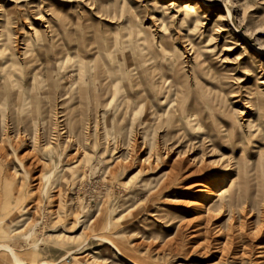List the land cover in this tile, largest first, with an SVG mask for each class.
Segmentation results:
<instances>
[{
  "label": "rangeland",
  "instance_id": "obj_1",
  "mask_svg": "<svg viewBox=\"0 0 264 264\" xmlns=\"http://www.w3.org/2000/svg\"><path fill=\"white\" fill-rule=\"evenodd\" d=\"M189 4L201 19L197 29L181 23ZM48 19L68 46H98L96 58L111 67L142 54L162 61L155 73L179 83L168 100L177 127L163 122L144 134L108 111L93 124L88 99L75 97L77 77H68L93 53L82 60L71 53L60 74L47 48L23 54L24 39L48 31ZM0 29L10 30L14 53H0V242L25 264H264V0H0ZM46 75L51 104L42 108L46 118L31 122L28 98L32 89L39 96ZM70 111L81 123L65 127L60 115ZM216 122L223 132L212 130ZM213 134L220 150L208 156ZM220 153L241 165L248 203L196 209L197 184L218 181L212 160ZM173 165L177 180L146 201ZM0 264H14L7 251Z\"/></svg>",
  "mask_w": 264,
  "mask_h": 264
},
{
  "label": "bare ground",
  "instance_id": "obj_2",
  "mask_svg": "<svg viewBox=\"0 0 264 264\" xmlns=\"http://www.w3.org/2000/svg\"><path fill=\"white\" fill-rule=\"evenodd\" d=\"M206 5L211 7V5L209 4H206ZM226 10H227V17H231V13L229 12V9L226 8ZM182 16L183 18H182L181 23L188 29L189 27H192L193 29H197V27L200 26L201 24V19L194 5L189 4V5L184 6V11H183ZM8 21L9 20L7 19V21H5V24L8 23ZM46 23H47V26H45V28L47 29L49 28L48 31H42L40 29H36L32 32V37H28L24 39L25 48H24L23 54L25 57H29V55H32L33 50H35L36 55L39 56L41 55L42 50L47 48L48 50L47 54H51L54 57H56L54 59L55 63L57 64V68H55V70L60 74L67 68L66 63L70 60V56L72 55L71 53L73 52L75 53L77 60H78V57L85 58L84 55L88 54V52L93 53L89 61L90 63H84L85 61L84 62L76 61L77 63L71 66L72 69L69 71V75H68V77H73V78L74 76L77 77L72 84V86L74 85L75 93H77L75 97L78 99L79 104L82 103L83 97L88 99L89 102L86 103V107L88 109L93 110L95 114V118H93V124L96 125L98 121L96 120V118L98 117L97 114L99 113V111H102V113H104L105 111H108V113L110 112L115 115H118L119 119L117 120V124H121L127 121L130 124L129 129H131L133 123L136 122L137 126L142 127L144 134L148 133V129L151 126L159 125L163 122L166 124L169 123L170 125L179 124L177 123L179 120L178 116L172 117V115H170L171 109H170V105L168 104V100L170 99V96H169L170 91L173 88H175V86L177 87L179 83L176 82L175 75L166 76L163 74V72L155 73L154 70L156 66L161 67V70H162V67L164 65L162 61L157 62L155 59H153V57L142 54L137 58L130 59L129 64H126L124 66L119 64L118 66L111 67L112 64L108 62L106 63L104 60H99L96 58L95 52L98 53V50H99L98 46L95 48L96 51L91 50L89 47L84 49L82 48V45H79V46L75 45L74 47H71L72 45L68 46L69 43L64 41L65 34L63 33L62 28L57 27L55 24L50 25L52 24V22L49 19L46 20ZM245 28H248V23H245ZM47 34H49L48 36L49 39L46 36ZM9 35H11L10 30L0 29V53L2 50H3V53L4 52L8 53L10 51V53H8L7 55H9L10 58H13L14 53L11 51L10 46H9L10 45L9 38H8ZM141 42L142 43L140 44H143L144 39L141 40ZM51 46H55V48H57V51L51 50L49 48ZM72 49L74 51H71ZM81 58L79 60H82ZM198 64L201 70H203L204 61ZM169 66H170L169 71L174 73L172 65L169 64ZM86 69L89 72L87 74H86ZM48 77L51 78V75L50 76L46 75L45 76L46 80L39 82L42 84L44 83V85L40 86L38 97L36 96V93L35 94L33 93L34 89H32L33 94L30 93L29 95L27 103L30 106V113H31L30 121L31 122L36 121V118H35L36 115L37 116L42 115L43 118H46L45 116L47 114L46 113L47 111L46 112L43 111L42 108L48 107V103L49 105L51 104L50 95L52 94L50 92L51 84L47 82ZM185 78H186L185 81L187 83L186 85H188V77L186 76ZM29 85H30V82H29ZM61 91L63 93L60 95V97H63L62 99H64V96L66 97V95L69 94V92L68 91L66 92L65 88H63ZM39 103H41L40 107H39ZM162 105H164L165 107L164 110H162ZM260 107L261 109L263 108V103H261ZM82 113L83 112H79V115L81 116ZM60 118H62L60 123H63L65 127L67 125L75 126L76 123L78 124L81 123L80 120L79 121L75 120L76 115L74 112H71V111L69 113H64L60 115ZM173 127H177V126L174 125ZM212 130L215 132L221 133L222 124L220 122H216L215 125H212ZM113 132H115V128L112 129V133ZM170 134H172V132ZM104 137L106 138L107 136H104ZM216 137L217 136L214 134L211 136V139H212L210 141L211 148L208 150V153H209L208 156H211L213 154V151L220 150L218 148V144L216 143ZM141 144H142V147H145L146 145L145 137L142 138ZM230 146L232 149L233 145L230 144ZM218 156L219 158L217 160H212V162L218 163V166L220 169V174H219L220 176L218 177V179H216L218 181H216V183L215 182L212 183V185L207 184V183L197 184L198 186L195 191L200 201L194 205L196 209H200V208L203 209L204 203L206 204L211 203L214 206L217 201L226 200L227 208L230 211L239 206H242L241 208H243V206L248 203L246 201V199L248 198V193L244 189V184H243L242 177H241L242 167L237 162L232 163L230 161V158L226 156L225 153H220ZM149 159H150V155H147L146 158L142 160L144 162ZM155 159L156 160L158 159V155H155ZM201 160L202 159H200V163H201ZM176 165H173L169 172L164 173L163 175H161L159 179L155 180V182L153 183V187L148 191L146 195V199H145L146 201L150 202V200L158 196V194L162 190L166 189L167 187H169V185H171L172 182L177 180V178L179 177L178 172H179L180 167L178 166L176 167ZM40 180L41 181L43 180L44 182L48 183L49 176L43 174ZM225 182H227V185L225 187L221 189L218 188L219 190H215V188H217L219 183L224 184ZM199 216H198V219L199 218L202 219V217H199ZM30 235H31V232L24 234L26 239H28ZM0 250L7 251L10 259L12 260L14 264H25L23 260L19 257V255L14 251L13 247H11L9 244L5 242H0ZM39 264H53V263L42 261Z\"/></svg>",
  "mask_w": 264,
  "mask_h": 264
}]
</instances>
